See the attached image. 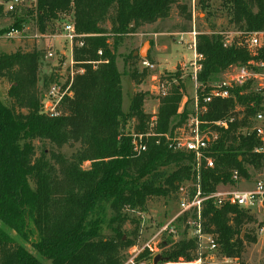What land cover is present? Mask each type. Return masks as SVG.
Here are the masks:
<instances>
[{
  "label": "trees",
  "instance_id": "trees-1",
  "mask_svg": "<svg viewBox=\"0 0 264 264\" xmlns=\"http://www.w3.org/2000/svg\"><path fill=\"white\" fill-rule=\"evenodd\" d=\"M175 1L36 0L35 10L28 11L42 34L49 22L72 17L76 32L84 35L82 45L73 48L76 67L83 71L73 75L60 114L51 116L44 111V95L37 86L42 52L34 48L0 54V79L10 82V104L0 97V264H43L39 256L51 264H122V252L134 244L140 221L131 215H143L148 200L167 198L180 184L195 181L191 155L173 151L164 137H148L145 151L139 154L132 150L129 134L144 132L149 115L141 92H135L123 110L122 74L116 65L123 38L168 17ZM198 2L202 10L208 8L206 0ZM222 5L237 31L264 28V0H222ZM179 8L189 20L186 7ZM22 21L16 16L9 26L21 28ZM7 30L0 28V33ZM198 32L196 49L204 57L198 80L203 84L229 65L250 59L242 40L234 38L224 46L222 31ZM132 54L126 59L135 60ZM130 75L139 83L146 71L133 68ZM178 75V71L173 74ZM55 80L54 75L43 76V87ZM247 89L234 88L232 97L214 99L201 117L223 120L235 107H243L242 116L235 113L226 129L215 127L214 166L202 168L200 174L203 193L220 183H232L233 170L249 178L247 165L255 169L264 165V152H254L258 139L253 133H242L260 109L258 97ZM183 92L179 81L159 99L156 133L170 134L188 117L187 105L178 112ZM64 146L73 150L67 154ZM202 219L204 230L218 234L222 252L228 256L240 258L244 243L256 241L254 233L245 229L253 218L244 209L206 204ZM126 223L134 224L129 235ZM160 247L168 260L196 258L192 239L166 238ZM141 262L151 264L148 251L139 254L134 264Z\"/></svg>",
  "mask_w": 264,
  "mask_h": 264
},
{
  "label": "built area",
  "instance_id": "built-area-1",
  "mask_svg": "<svg viewBox=\"0 0 264 264\" xmlns=\"http://www.w3.org/2000/svg\"><path fill=\"white\" fill-rule=\"evenodd\" d=\"M26 0H0V6L6 13H17L21 11ZM36 4V0H31ZM11 25V24H10ZM7 31L0 33V40L8 39H25L28 35L25 34L24 27L14 28L6 26ZM198 31L192 29L188 32L190 41L186 44L187 49L191 51V57L187 61V65L183 67L189 68L188 77L193 87V93L189 99L183 93L178 112L180 113L187 105L189 115L180 125L176 126L169 134H158L155 132L157 124L156 112L150 114L147 128L144 132H135L129 134L131 137L132 150L139 154L146 149V140L148 137H164L168 142V147L173 151H184L192 157V170L195 173V181H187L179 185L177 190L178 195V210L177 213L163 225L160 232L174 233L173 222L178 218H185L186 231L188 232L187 239H192L196 245V258L191 261H186L182 258L177 260H168L162 256L161 250L156 244L152 243L153 237L141 248H134L133 255L126 261L125 264H134L133 259L143 250L148 251L151 264H240L237 256H228L222 252L221 245L218 241V234L205 231L203 228L202 211L206 204H212L219 208L225 204L236 206L244 209L253 220L258 215L261 218L258 221L256 234L264 233V181L256 180L251 187L236 188L235 184L246 182L237 170L231 172L232 183H220L213 191L203 193L200 187V174L202 168H212L214 166V158L211 154V148L217 140V131L215 127L226 129L229 122L235 118V113H238L239 118L242 116L243 107L237 106L227 119L206 121L201 117L207 112L208 104L214 99H228L232 97L234 88H245L252 90L258 97L260 109L250 118L248 126L242 128V133H253L259 141V146L254 149V152H264V28L262 30L246 32L243 34L242 42L246 45L250 59L241 65H229L228 68L221 72L222 78L211 80L203 84L198 80V73L202 69L203 55L197 52L196 36ZM44 34L34 33L29 37L40 38ZM83 34L76 32L72 20H66L61 25L60 33L55 35L62 43L60 55L62 63L57 67V70L64 76L65 80L60 81L57 78L49 84L44 103V111L51 116L60 114L59 105L61 100L70 94V83L73 75L76 72H82V69L76 67L77 62L73 58V48L82 45ZM232 40L225 39L224 46ZM64 48L66 50H64ZM55 51L47 49L43 58L51 60L55 57ZM101 52L99 51V54ZM257 57H260L257 59ZM140 66L148 72H154L156 65L146 58H140ZM184 75L179 74L176 78L170 80L160 75H151V79L155 84L152 85L158 98L165 97L169 93V88L172 84H177L179 81L183 83ZM184 84V83H183ZM243 91H240L242 94ZM241 111V112H240ZM159 139L156 140V143ZM188 185V187L185 186ZM156 255L162 258L156 263L153 259ZM144 264V263H138Z\"/></svg>",
  "mask_w": 264,
  "mask_h": 264
},
{
  "label": "rangeland",
  "instance_id": "rangeland-1",
  "mask_svg": "<svg viewBox=\"0 0 264 264\" xmlns=\"http://www.w3.org/2000/svg\"><path fill=\"white\" fill-rule=\"evenodd\" d=\"M208 8L202 10L201 4L198 0H176L174 4L171 5V10L168 17L164 19H159L154 24L149 26H141L137 29L136 33L129 34L125 36L118 46L116 65L121 75V87H122V108L124 111L127 110L130 98L135 92H141L144 94V111L150 116V114L157 111L159 105V99L152 85L155 84L151 79V75H160L161 77L170 78L174 77L173 74L178 71L179 74L184 75V94L187 99H189L193 93V87L189 81L188 72L189 68L187 66L180 70L183 64H186L191 57V51L187 49V43L190 41V35L188 32L194 29L200 32H220L222 31L228 40L237 39L241 41L243 39V34L237 31L235 27L229 22V16L224 5H222V0H206ZM186 7V13H190V19H185V12L179 11L180 6ZM35 10V4L31 0H26L24 6L21 8L20 12L15 13V15L24 19L21 23V27H24L25 34L28 35L25 39H8L0 40V54L1 53H12L16 50L30 51L34 48L42 52V58L39 63L38 76L39 82L37 84L38 88L45 95L49 84L47 87H43L42 78L43 76L54 75L60 79V81L65 80L64 76L57 70V67L62 63V57L60 55V50L62 48V43L59 42V38H55V35L60 33L61 25L66 20H72L71 16H63L60 20H53L47 24L44 36L40 38L29 37L38 32L37 23L35 19L29 14ZM208 11V15L206 14ZM28 13V14H27ZM13 14V13H12ZM12 14H8L3 11L2 16H0V28H5L13 23L14 17ZM108 26V24H106ZM42 34V33H41ZM147 43L148 46L145 48V53L143 57L156 65L154 72H148L140 66V57L136 55L135 60L129 61L126 59L128 53L138 52L140 48ZM50 47V50H54L55 57L51 60H46L43 55ZM64 50H66L64 48ZM187 65V64H186ZM135 68L138 73L142 70L146 71V75L141 78L139 83L131 77V71ZM222 78V73L217 74L212 80H218ZM172 85H176L172 84ZM10 87V82L6 79H0V97L1 100L9 105L10 99L7 97V91ZM171 86L169 88L170 92ZM44 101V100H43ZM180 106V105H179ZM176 120H173V123ZM38 146H41L40 142H37ZM49 148V145H46ZM73 149L64 146L62 151L65 153H70ZM39 151V150H38ZM88 166V163L84 164V167ZM249 174V178H245L246 182H241V184H235L237 188L244 187L247 185L251 187L256 180L264 181V165L258 169H255L249 165L246 166ZM188 187L187 184H185ZM178 195L177 192L172 194L167 198H152L148 200L146 204V209L144 214L139 216L138 213L131 215L140 219L138 224V229L136 235L133 236L134 244L122 252L123 263L125 264L131 256L133 255L134 248H141L147 242H149L153 237L152 243L162 250L160 243L166 238H170L171 241H178L181 238H187L188 232L186 231V219L178 218L173 222L174 233L171 232H160V228L165 225L172 217L177 213L178 210ZM261 218L260 215L257 216L251 223L246 224L245 229L251 230L255 233L258 228V221ZM134 228L133 223H126L124 229L126 234ZM255 235V234H254ZM132 237V235H130ZM256 241L252 243H244V249L240 258H238L239 263L244 264H261L264 257V233L256 234ZM31 250V248L27 245ZM167 247V246H166ZM143 250L141 253H143ZM139 255V254H138ZM137 255V256H138ZM136 256V257H137ZM163 256V255H162ZM135 257V258H136ZM135 258L133 261H135ZM39 259L43 264H51L48 260L39 256Z\"/></svg>",
  "mask_w": 264,
  "mask_h": 264
},
{
  "label": "water",
  "instance_id": "water-1",
  "mask_svg": "<svg viewBox=\"0 0 264 264\" xmlns=\"http://www.w3.org/2000/svg\"><path fill=\"white\" fill-rule=\"evenodd\" d=\"M146 46H148V44L147 43H145L141 48H140V50L138 51V52H133V56H138V57H140V58H145L146 56H142L143 55V53H145V48H146ZM161 256L160 255H156L155 257H154V259H153V262L154 263H156L158 260H161Z\"/></svg>",
  "mask_w": 264,
  "mask_h": 264
},
{
  "label": "crops",
  "instance_id": "crops-1",
  "mask_svg": "<svg viewBox=\"0 0 264 264\" xmlns=\"http://www.w3.org/2000/svg\"><path fill=\"white\" fill-rule=\"evenodd\" d=\"M157 22V21H156ZM155 23V22H154ZM154 23H151V24H154ZM151 24H146L145 26H149V25H151Z\"/></svg>",
  "mask_w": 264,
  "mask_h": 264
}]
</instances>
